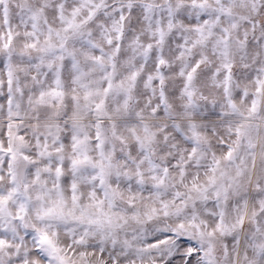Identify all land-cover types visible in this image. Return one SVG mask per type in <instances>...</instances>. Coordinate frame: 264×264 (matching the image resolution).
I'll return each mask as SVG.
<instances>
[{
	"label": "snow or ice",
	"instance_id": "1",
	"mask_svg": "<svg viewBox=\"0 0 264 264\" xmlns=\"http://www.w3.org/2000/svg\"><path fill=\"white\" fill-rule=\"evenodd\" d=\"M0 264H264V0H0Z\"/></svg>",
	"mask_w": 264,
	"mask_h": 264
}]
</instances>
